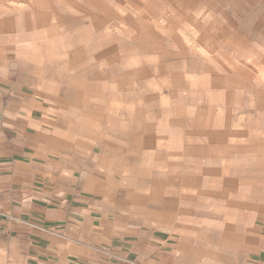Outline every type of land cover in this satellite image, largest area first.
<instances>
[{
	"label": "crops",
	"instance_id": "1",
	"mask_svg": "<svg viewBox=\"0 0 264 264\" xmlns=\"http://www.w3.org/2000/svg\"><path fill=\"white\" fill-rule=\"evenodd\" d=\"M5 20L0 16V251L13 253L12 264H22L21 251L33 264H182L183 237L189 264H200L198 252L214 251L212 244L223 251L208 252L210 262L264 264L256 216L217 212L205 190L213 184L210 168L184 163L210 149V111L216 138L226 136L221 107L186 106L180 126L166 121L163 83L150 102L146 81L138 90L111 65L84 67L82 51L41 50L43 25H24L30 37L14 40L17 25ZM54 56L81 62L64 74L47 67Z\"/></svg>",
	"mask_w": 264,
	"mask_h": 264
},
{
	"label": "rangeland",
	"instance_id": "2",
	"mask_svg": "<svg viewBox=\"0 0 264 264\" xmlns=\"http://www.w3.org/2000/svg\"><path fill=\"white\" fill-rule=\"evenodd\" d=\"M0 16L15 21L14 40L30 37L24 25H43L44 38L36 36L41 50L82 51L84 67L111 65L138 90L146 81L149 94L163 83L166 121L175 118L180 126L186 106L221 107L226 136L216 138L210 111V149L186 155L190 161L184 163L210 168L206 178L213 184L205 190L211 191L217 212L255 215L264 228V0H0ZM51 62L47 67L68 74L81 61L54 56ZM135 67L140 71L133 72ZM196 174L191 173L198 179ZM220 178L222 187L216 184ZM245 236L251 243L252 232ZM188 238L179 248L184 264L192 253ZM211 248L198 252L200 264L215 263L204 258L208 252L222 256L223 249ZM21 255L22 264H33L24 260V251ZM14 257L0 251V264H12Z\"/></svg>",
	"mask_w": 264,
	"mask_h": 264
}]
</instances>
